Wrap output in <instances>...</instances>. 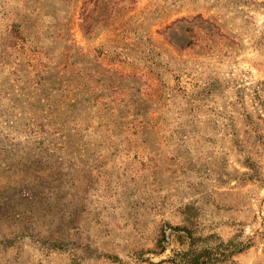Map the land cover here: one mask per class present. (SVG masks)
<instances>
[{
    "label": "rangeland",
    "instance_id": "374dc122",
    "mask_svg": "<svg viewBox=\"0 0 264 264\" xmlns=\"http://www.w3.org/2000/svg\"><path fill=\"white\" fill-rule=\"evenodd\" d=\"M83 4L0 0V264H264V0Z\"/></svg>",
    "mask_w": 264,
    "mask_h": 264
},
{
    "label": "trees",
    "instance_id": "16d2710c",
    "mask_svg": "<svg viewBox=\"0 0 264 264\" xmlns=\"http://www.w3.org/2000/svg\"><path fill=\"white\" fill-rule=\"evenodd\" d=\"M98 3L99 0H84L82 10L87 9L89 4H93V10L89 9L92 12L99 7ZM195 210L194 206H186L183 214L185 224L175 227V229L186 233L188 238L187 249L177 251L167 261L173 264H237L233 258L246 251L251 246L250 242L244 243V241L237 240V237L224 242L215 233L208 235L198 233V230L194 227L197 223L195 213H193ZM166 228L171 229L172 227L164 225L161 228V240H158L157 246H161L163 243V238L166 237Z\"/></svg>",
    "mask_w": 264,
    "mask_h": 264
},
{
    "label": "crops",
    "instance_id": "0c3cea01",
    "mask_svg": "<svg viewBox=\"0 0 264 264\" xmlns=\"http://www.w3.org/2000/svg\"><path fill=\"white\" fill-rule=\"evenodd\" d=\"M109 63L111 64V65H118L120 68L122 67L123 68V66H129V65H133L132 63L131 64H128V63H123L122 61H120L118 58H109ZM120 62H122V63H120ZM148 115H150L149 114V112H148ZM142 116V115H141ZM146 117H148V116H146ZM133 133H136L135 132V130H133L132 132H131V134H133ZM106 135H107V133H106ZM136 135V134H135ZM123 145V144H122ZM122 145H121V150H123V151H129V150H125V148L123 147L122 148ZM101 148H104V146H102ZM108 148H106V151H108L107 150ZM104 150V149H103ZM119 151V150H118ZM120 152V151H119ZM136 153V152H135ZM129 154L130 155H132L133 156V154H134V151L133 152H130L129 151ZM177 155H176V153L175 152H170L169 153V157H171V158H173V160H177V157H176ZM147 158V160H149L150 162H152V160H151V158L148 156V157H146ZM168 160V159H167ZM168 162L170 163V162H173L172 160H168Z\"/></svg>",
    "mask_w": 264,
    "mask_h": 264
}]
</instances>
